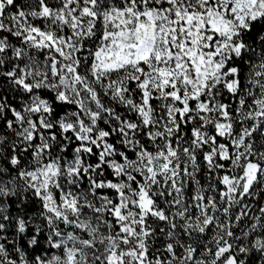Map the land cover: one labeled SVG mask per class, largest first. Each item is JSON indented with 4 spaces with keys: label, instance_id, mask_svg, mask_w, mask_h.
<instances>
[{
    "label": "snow or ice",
    "instance_id": "6c2138e0",
    "mask_svg": "<svg viewBox=\"0 0 264 264\" xmlns=\"http://www.w3.org/2000/svg\"><path fill=\"white\" fill-rule=\"evenodd\" d=\"M0 264H264V0H0Z\"/></svg>",
    "mask_w": 264,
    "mask_h": 264
}]
</instances>
